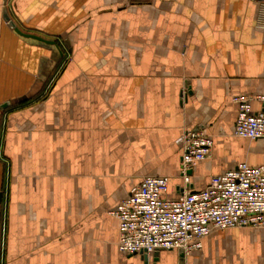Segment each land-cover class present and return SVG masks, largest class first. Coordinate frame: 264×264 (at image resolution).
<instances>
[{
  "label": "crops",
  "instance_id": "0c3cea01",
  "mask_svg": "<svg viewBox=\"0 0 264 264\" xmlns=\"http://www.w3.org/2000/svg\"><path fill=\"white\" fill-rule=\"evenodd\" d=\"M258 95L264 3L0 0L3 263L264 264V229L251 227L214 230L198 250L145 262L118 250L110 214L147 175L167 176V197L178 196L186 130L212 139L190 189L240 162L264 165V138L234 135L233 98Z\"/></svg>",
  "mask_w": 264,
  "mask_h": 264
},
{
  "label": "built area",
  "instance_id": "2783aa9c",
  "mask_svg": "<svg viewBox=\"0 0 264 264\" xmlns=\"http://www.w3.org/2000/svg\"><path fill=\"white\" fill-rule=\"evenodd\" d=\"M264 3V0H253ZM238 110L234 135L264 138V109L254 112L251 101L264 106V95L236 96ZM181 148V191L167 197L168 177L147 175L110 211L118 222L117 248L141 257L155 250H181L184 255L202 247L214 230L234 227L264 229V165L240 162L210 176L205 187L190 189V172L210 156L212 139L200 130H186L178 137Z\"/></svg>",
  "mask_w": 264,
  "mask_h": 264
},
{
  "label": "rangeland",
  "instance_id": "374dc122",
  "mask_svg": "<svg viewBox=\"0 0 264 264\" xmlns=\"http://www.w3.org/2000/svg\"><path fill=\"white\" fill-rule=\"evenodd\" d=\"M29 104H30V101H27V102H24V103L18 104V105H7L8 107H6L5 110L11 111L13 109L21 108V107L27 106ZM0 205H1L0 210H7L8 200L6 198H2ZM7 235H8L7 218L2 212V216L0 219V264H4L3 260L5 257V244H6V236ZM106 249H107V246L104 245V252L106 251Z\"/></svg>",
  "mask_w": 264,
  "mask_h": 264
},
{
  "label": "water",
  "instance_id": "95a60500",
  "mask_svg": "<svg viewBox=\"0 0 264 264\" xmlns=\"http://www.w3.org/2000/svg\"><path fill=\"white\" fill-rule=\"evenodd\" d=\"M4 17L6 20H8V16L7 14L5 13L4 14ZM13 27H14V30L18 33V34H21L22 36H25V37H30V38H33V39H36V40H40V41H43L45 43H48V44H53L54 41L52 40H47V39H44V38H41L37 35H34V34H28V33H24L22 31H20L12 22L10 23ZM160 249H157L153 252V254H156ZM179 253L180 255H183V252L181 250H179ZM143 259L145 260V262L147 261V255H144L143 256Z\"/></svg>",
  "mask_w": 264,
  "mask_h": 264
}]
</instances>
